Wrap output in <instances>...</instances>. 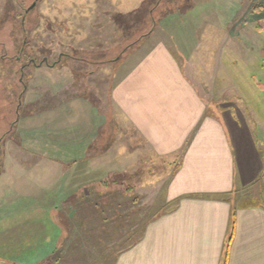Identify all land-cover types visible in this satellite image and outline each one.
<instances>
[{
	"label": "rangeland",
	"instance_id": "obj_1",
	"mask_svg": "<svg viewBox=\"0 0 264 264\" xmlns=\"http://www.w3.org/2000/svg\"><path fill=\"white\" fill-rule=\"evenodd\" d=\"M225 23L229 34L244 28L245 39L261 33L253 46H240L245 68L232 73L243 83L229 84L225 92L259 91L260 99L255 95L245 102L251 113L253 100L263 110L264 0H0V264H113L142 238L154 214L173 208L164 194L176 162L157 163L109 96L157 42H165L189 73L188 55L180 56L178 43L188 48L193 31H216L215 25ZM219 50L213 45V55ZM216 64V58L210 60L203 76L219 82ZM196 87L207 99L204 86ZM72 127L96 141L81 164L84 179L73 185L85 190L84 200L79 196L78 203L74 196L78 206L65 210L64 180L33 152L69 155L71 144L65 150L63 144L86 139L61 133ZM256 136L264 153V127ZM130 152L136 160L126 174L124 158ZM98 168L110 172L101 178L104 174L94 173ZM50 183L53 195L44 190ZM105 188L106 196H99Z\"/></svg>",
	"mask_w": 264,
	"mask_h": 264
},
{
	"label": "crops",
	"instance_id": "obj_2",
	"mask_svg": "<svg viewBox=\"0 0 264 264\" xmlns=\"http://www.w3.org/2000/svg\"><path fill=\"white\" fill-rule=\"evenodd\" d=\"M227 25H215L216 31H193L188 48L182 41L178 43L180 56L187 59L188 55L189 73L165 42H157L111 91L112 106L140 136L157 163L176 162L164 202L180 199L177 207L146 227L136 244L120 252L113 264H264V158L259 153L262 146L256 136L264 127V109H257L253 100L249 104L254 111L251 113L245 102L255 95L260 99L263 93L253 91L254 87L253 93L239 90L237 96H226L225 92L229 84L243 83L232 72L245 68L247 59L241 47L253 46L261 33H256L257 38L251 34L252 38L245 39L246 34L240 32L244 28L237 27L234 31L239 32L229 34ZM214 36L220 37L218 42ZM232 36L236 37L237 46ZM216 43L220 50L213 55ZM214 58L221 69L219 82L203 76ZM247 82L251 86L254 83ZM196 85L204 86L208 100ZM206 111H210L209 116H204ZM79 128L61 129V133L66 131L77 137L83 134L86 138L82 143L63 144L62 149L70 147L69 155L68 151L60 157L46 150L33 152L44 161L42 165L46 168L52 165L51 169L64 180L62 190L67 191L68 200L60 203L65 210L78 206L79 196L84 200L85 190L74 189L73 185L74 181L84 179L86 167L81 164L88 159L86 149L96 141ZM97 158L92 160L97 162ZM134 159L133 152L124 158L126 174L130 173ZM97 170L93 172L104 174L101 178L110 172L106 168ZM53 185L46 184L44 190L48 187L53 195L50 189ZM106 190L101 192L109 191ZM42 202L52 204L51 200Z\"/></svg>",
	"mask_w": 264,
	"mask_h": 264
},
{
	"label": "trees",
	"instance_id": "obj_3",
	"mask_svg": "<svg viewBox=\"0 0 264 264\" xmlns=\"http://www.w3.org/2000/svg\"><path fill=\"white\" fill-rule=\"evenodd\" d=\"M146 9L145 8H142V10H140V11H142L141 13H146V11H145ZM139 11V12H140ZM258 11V13L260 12V7H259V9L257 10ZM21 50L23 49V47L22 48H20ZM20 49H19V51H20ZM27 60H29V59H27ZM204 116H209V114H208V112L206 111V113H205V115ZM189 141H190V139H188V142L187 143H189ZM187 143H186V145H187ZM187 147V146H186ZM184 149H185V147H184ZM259 153H260V155L264 158V153H263V150L262 149H260L259 150ZM259 181H261V176H260V179L258 178V182ZM101 184H104L105 186H106V182L105 181H103ZM127 191H129V193L130 192H133V189H132V187L129 189V190H127ZM125 192V191H124ZM106 194H107V192H99L98 191V195L99 196H106ZM124 195H126L125 193H123ZM190 198H203V196H191ZM136 200V199H135ZM180 201V199H176V200H174V201H172V202H170V203H173V208L172 209H174L175 207H177V205H178V202ZM255 202V201H254ZM168 211H159V212H157L156 214H154L147 222H146V224L144 225V230L146 229V227L150 224V223H152L153 221H155L156 219H158L159 217H161L162 215H164V214H166ZM231 231H232V227H231V230H230V233H231ZM230 240H231V234H229V237H228V240H227V242L229 243L230 242ZM138 242V240H135L132 244H131V246H133L134 244H136ZM129 248V247H128ZM127 249V248H126ZM125 250V249H124Z\"/></svg>",
	"mask_w": 264,
	"mask_h": 264
},
{
	"label": "water",
	"instance_id": "obj_4",
	"mask_svg": "<svg viewBox=\"0 0 264 264\" xmlns=\"http://www.w3.org/2000/svg\"><path fill=\"white\" fill-rule=\"evenodd\" d=\"M35 3H33L28 10L32 9L34 7Z\"/></svg>",
	"mask_w": 264,
	"mask_h": 264
},
{
	"label": "bare ground",
	"instance_id": "obj_5",
	"mask_svg": "<svg viewBox=\"0 0 264 264\" xmlns=\"http://www.w3.org/2000/svg\"><path fill=\"white\" fill-rule=\"evenodd\" d=\"M29 9V8H28Z\"/></svg>",
	"mask_w": 264,
	"mask_h": 264
}]
</instances>
